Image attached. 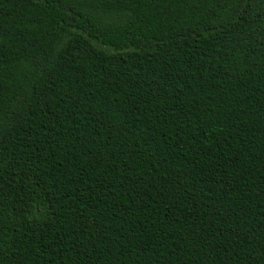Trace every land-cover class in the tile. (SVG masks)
Listing matches in <instances>:
<instances>
[{
  "label": "trees",
  "instance_id": "trees-1",
  "mask_svg": "<svg viewBox=\"0 0 264 264\" xmlns=\"http://www.w3.org/2000/svg\"><path fill=\"white\" fill-rule=\"evenodd\" d=\"M0 264H264V0H0Z\"/></svg>",
  "mask_w": 264,
  "mask_h": 264
}]
</instances>
